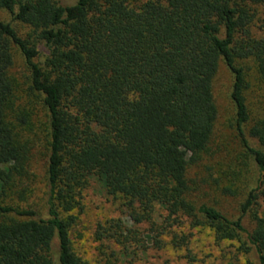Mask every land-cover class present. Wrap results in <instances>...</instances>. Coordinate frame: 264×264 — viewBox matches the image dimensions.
<instances>
[{"label": "trees", "instance_id": "1", "mask_svg": "<svg viewBox=\"0 0 264 264\" xmlns=\"http://www.w3.org/2000/svg\"><path fill=\"white\" fill-rule=\"evenodd\" d=\"M0 8L30 31L24 38L0 20V264H85L71 230L91 178L123 199L133 224H151L144 238L154 246L185 217L217 240L244 235L255 254L248 264H264V94L262 116L251 119L242 64L253 61L264 92V0H0ZM16 53L23 83L11 72ZM221 64L256 168L236 219L191 199L190 174L210 155L218 119ZM39 157L43 213L30 203ZM124 232L112 219L95 237L126 246Z\"/></svg>", "mask_w": 264, "mask_h": 264}, {"label": "rangeland", "instance_id": "2", "mask_svg": "<svg viewBox=\"0 0 264 264\" xmlns=\"http://www.w3.org/2000/svg\"><path fill=\"white\" fill-rule=\"evenodd\" d=\"M262 15V13H260ZM0 20L11 21L18 32L27 38L29 28L21 23L12 21L11 14L0 8ZM259 22H253L251 31L258 34ZM245 66L247 82V103L251 119L262 116L263 90L259 84L255 65L252 60L242 62ZM11 72L20 83L26 80L28 74L23 60L15 54ZM232 84L230 71L221 64L214 80V99L218 108L210 155L193 167L190 177L191 199L195 204L205 203L218 208L229 218L240 216L241 205L247 198L249 190L254 186L256 168L247 155L238 137L234 124V106L229 97ZM25 87V86H24ZM253 141V140H252ZM254 142V141H253ZM37 173L35 191L30 203L43 213L44 188L42 157L35 161ZM80 207L76 208V224L71 230L73 249L85 264H248L255 262L253 250H246L245 237L232 240H217L212 228L207 225L194 224L188 218H182L173 227L168 228L161 236V246H154L144 238L151 224H133L123 205V199L110 195L102 183L91 178L81 195ZM264 213V203L261 205ZM165 217L159 209L152 217V221L160 225ZM120 220L130 233L126 246L104 239L97 240L95 230L98 224L108 220ZM244 226L251 230L253 223L246 216ZM185 236L186 240L180 245L171 241L173 235ZM126 247V248H125ZM114 253V256H111Z\"/></svg>", "mask_w": 264, "mask_h": 264}]
</instances>
